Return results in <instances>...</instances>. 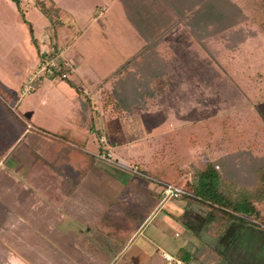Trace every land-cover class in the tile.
<instances>
[{"label": "crops", "instance_id": "0c3cea01", "mask_svg": "<svg viewBox=\"0 0 264 264\" xmlns=\"http://www.w3.org/2000/svg\"><path fill=\"white\" fill-rule=\"evenodd\" d=\"M103 1V5H95L102 8L97 11L98 16L93 13L91 24H95L97 40L102 46L113 38H120L119 32L123 34L120 43L119 38L116 39L119 52L124 55L118 67L142 45L140 41L137 44L135 32L123 30L125 20L120 0ZM58 6L63 16L62 7ZM68 24L64 19V25L67 27ZM33 31L40 48L46 30L37 32L33 28ZM69 32L68 29L65 31L61 41L64 42L66 59L63 65L66 71L74 73L78 60L79 63L84 60L85 52L80 47L67 53L70 47L76 49L78 38L70 40ZM53 39L54 46L58 47V33L55 31ZM114 51L115 48L111 56L117 55ZM78 55L79 59L74 60ZM112 71L99 79L86 73L87 91L78 87L76 94H68L66 111L65 108L58 110L59 98L63 94L61 90L36 89L27 96L17 97L14 85L0 75V86L5 90L4 95L0 93V258H4V264H9L10 257L30 258L26 263L20 262L22 264H48L51 258L64 256L59 255V250L64 251L65 256H91L109 264L121 257L131 243L136 246L135 257L145 258L148 264H164L156 258L157 253L162 255L161 249L167 250L160 246L164 244L162 227H158L160 231L151 236L142 233L144 222L149 217L156 215L160 223L171 225L183 234L184 242L193 247L200 246L196 232L205 226H221L219 229L223 228L222 233L225 234L234 224H241L212 215L208 206L188 197L179 196L178 200L172 201L176 198L164 199L159 181L124 166L152 168L155 166L152 161L157 157L152 156L153 150L148 158L144 157L142 143H134L135 153H131L134 146L129 144L130 139L124 134L120 116L139 109L120 113L119 124H106L104 96L110 89V82L102 86H96V83ZM78 78L81 81L82 78ZM58 80L50 79L53 83ZM44 82L45 79L41 80ZM11 99L15 100L14 104L10 103ZM19 105L22 110L18 109ZM42 106L49 108L48 115L40 112ZM33 107L39 113L35 114ZM91 109L96 117L89 127ZM65 112L68 116L63 121ZM100 134L106 138L105 149L110 150L119 163L106 161L94 154L104 148L97 139ZM170 143L168 139L160 151L164 149L167 154ZM192 227L198 229L193 230ZM207 229L211 230L210 227ZM159 235L161 238H157ZM213 235L216 237V233ZM53 261L55 264V259ZM128 264L137 263L132 260Z\"/></svg>", "mask_w": 264, "mask_h": 264}, {"label": "rangeland", "instance_id": "374dc122", "mask_svg": "<svg viewBox=\"0 0 264 264\" xmlns=\"http://www.w3.org/2000/svg\"><path fill=\"white\" fill-rule=\"evenodd\" d=\"M33 1L21 0V6L25 9L26 18L37 32L41 29L46 30L45 39L40 41V48L30 41L29 25L22 21L16 3L13 0H0V75L14 85L17 97L27 96L36 89L61 90L63 94L59 98L61 103L58 110L63 111L65 102L69 99L68 94H76V88L66 79L59 78V82L53 83L50 81L53 77L49 75L32 78V71L50 56L58 58L59 61H66L63 54L64 42L61 41L67 29L70 31V40L78 37L76 49L70 47L67 53L75 52L80 47L85 52V58L80 63L79 55L78 58H74L76 61L79 59L75 72L67 71V77L78 82L77 86L82 91L88 89L84 79L86 73L93 74L99 79L117 67L124 55L120 54V46L116 45L118 42L116 39L119 37L109 40L104 46L99 45L98 32L93 27L95 24H91L93 13L96 12L98 16L97 11L102 8L99 5H103L105 1L55 0L63 9V20L71 24L67 27L63 24L57 28L58 47L54 46V27L51 21L33 5ZM231 1L240 8L242 12L240 14L243 16L235 14L233 18L242 19L230 25L223 31V35H213L210 33L211 30L220 31L222 26H229L232 21L230 8L223 1L214 2L210 9V1L207 5L205 0H120L125 20L123 30L126 28L135 32L137 44L140 41L139 44L143 45L146 40L164 30L168 24L174 23L158 45V51L169 66L167 79L162 77L161 81L155 84L160 90L155 101L147 109L139 108L134 113L120 116L124 134L130 139L129 144L134 146L131 153H135L134 143H142L144 157L148 158L151 150L153 157L160 155L161 145L169 139L171 146L176 142L178 146L176 156L180 157L185 150L182 145L184 130L193 122L227 112L246 113L253 107H257L264 116V0ZM97 3L99 5L95 6ZM207 16L211 18L207 20ZM92 29L95 30L94 33ZM118 34L120 43L123 34L120 32ZM114 48L117 55L111 56ZM94 67L96 71H93ZM78 77L82 78L81 81ZM44 79L45 82L41 83ZM25 84L31 85L32 88L25 91ZM14 101L11 99L10 103L14 104ZM18 109L22 110V106L19 105ZM33 110L35 114L39 113L37 108L33 107ZM40 112L48 115L49 108L42 106ZM252 113L259 118V123H263L256 111ZM67 116L65 112L63 121ZM176 129L180 134L179 140L175 141L173 138L171 140L169 138L171 136L164 137ZM196 150L188 148L186 154L193 155ZM169 154L170 152L167 153ZM198 155L200 156V153ZM202 157L207 159L210 155L205 153ZM186 165L188 163H184L182 167H187ZM228 168L229 171L232 170L231 166ZM235 172L239 178L247 176L245 169L240 168ZM144 224L142 233L150 236L160 231L158 227H162L164 233L161 236L164 244L160 246L167 250L161 249L160 252L168 251L175 260L181 259L185 264H264V224L257 219L241 222L239 225L234 224L225 234L222 233L223 228L219 229L221 226H214L219 233L214 231L213 226H205L200 231L197 227H192L193 230H197L196 235L200 243V246L194 247L188 242L185 243L183 234L171 225L160 223L156 215L149 217ZM208 227L211 230H208ZM213 232L216 233V237ZM219 235L221 237H218ZM135 249L136 246L131 243L121 257L109 264H128L132 263V260L137 264H148L145 258L133 255ZM59 255L64 256L51 258L48 264H54L53 259L55 264H107L104 260L91 256H65L67 254L60 250ZM156 258L164 264L175 262L168 261L160 253L156 254ZM11 259L12 257L8 259L9 264H22L30 260ZM0 264H4V258H0Z\"/></svg>", "mask_w": 264, "mask_h": 264}, {"label": "trees", "instance_id": "16d2710c", "mask_svg": "<svg viewBox=\"0 0 264 264\" xmlns=\"http://www.w3.org/2000/svg\"><path fill=\"white\" fill-rule=\"evenodd\" d=\"M13 1L21 13L22 21L29 25L31 42L38 47V38L31 22L25 17L20 0ZM205 1L207 5L210 1V9L216 1H223L230 8L232 21L229 26H222L220 31L211 30L213 35H223V31L230 25L242 19L233 18L235 14L242 15L240 8L231 0ZM34 4L51 21L55 32L64 24L61 8L54 0H35ZM210 18L206 17L207 20ZM210 24L213 26V23ZM173 25L174 23L168 24L164 30L146 40L136 53L127 57L115 70L96 83V86H102L110 82V89L104 96L106 124H119L120 113H130L153 104L160 92L155 84L160 82L162 77L167 79L169 66L158 51V45ZM64 70L67 69L62 65L61 71ZM60 79H66L71 86L79 89L77 83L69 77L62 76ZM0 93H5L1 86ZM251 110L260 115L263 123H259V118ZM251 110L246 113L227 112L191 123L190 127L184 130L182 145L185 150L182 156H176L178 146L174 142L173 146H167L169 155L164 153V149L160 151V147V155H156L157 159L152 161L155 166H138L139 169L154 180L160 179L184 187L189 193L181 196L208 206L216 217L229 222H251L257 219L264 224V116L257 107ZM92 111L89 110V127L94 124L96 117ZM166 136H171L169 138L176 141L179 140L180 134L176 129L164 135ZM188 148L194 151L197 149L196 153L186 154ZM205 153L210 157L204 159L202 156ZM184 163H188L187 167H182ZM230 166L232 170L229 171ZM240 168L247 172L245 178L237 177L235 170ZM216 232L219 233V230Z\"/></svg>", "mask_w": 264, "mask_h": 264}, {"label": "built area", "instance_id": "2783aa9c", "mask_svg": "<svg viewBox=\"0 0 264 264\" xmlns=\"http://www.w3.org/2000/svg\"><path fill=\"white\" fill-rule=\"evenodd\" d=\"M62 65H63V61H59L58 58L54 56H50V58L47 59L46 61L40 62L38 67H36L34 71H32V78L40 77L42 75H46V76L49 75L53 78H61L62 76H67L68 73L66 70H64L63 72L61 71ZM30 87L31 85L25 84V91H28L29 90L28 88ZM97 139L100 144H103L104 148L97 150L94 154L98 158L104 159L106 161L119 163L118 160L113 157L112 152L108 149H105L106 138L104 134H100ZM124 166L130 169L131 171L145 175L144 172H141V170L138 168L137 165H132V166L124 165ZM156 180L159 181V183L162 186V193L164 199L177 198L183 194L189 193L184 187L180 185H176L171 182L163 181L160 179H156ZM162 255L170 262H173V260H175V258L169 252L163 251ZM174 264H184V262L181 259H176Z\"/></svg>", "mask_w": 264, "mask_h": 264}]
</instances>
